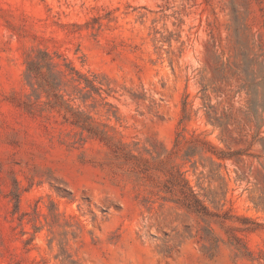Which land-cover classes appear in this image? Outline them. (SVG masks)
Masks as SVG:
<instances>
[{
  "label": "rangeland",
  "instance_id": "obj_1",
  "mask_svg": "<svg viewBox=\"0 0 264 264\" xmlns=\"http://www.w3.org/2000/svg\"><path fill=\"white\" fill-rule=\"evenodd\" d=\"M232 234L264 249V0H0V264H257Z\"/></svg>",
  "mask_w": 264,
  "mask_h": 264
},
{
  "label": "trees",
  "instance_id": "obj_2",
  "mask_svg": "<svg viewBox=\"0 0 264 264\" xmlns=\"http://www.w3.org/2000/svg\"><path fill=\"white\" fill-rule=\"evenodd\" d=\"M52 65V59L48 52H38L33 59H29L26 62V70H25V78L27 82L34 81L35 85L39 90H44L46 94H52L55 97L57 96L56 89L52 83L49 82V73H51L50 66ZM75 75H79L78 73H74ZM80 76V75H79ZM33 87V85H30ZM90 88L98 91V88L94 87L92 83H90ZM77 113V112H75ZM181 197L178 199V204L181 208L185 209L187 212L198 216L201 219L210 215L207 208L202 204V202L198 199L196 194L185 184V188L183 187L180 191ZM242 224H254L253 222L248 221L247 218L240 219ZM241 232L253 231L254 227H243L237 228ZM205 237L199 236L200 240L207 243V246L203 247L212 250L217 246V239L213 237L211 230L206 228L204 231ZM230 244L234 247L235 251L243 258L249 260L250 262H256L257 264H264V249H259L256 254L253 251L249 250L247 246L244 244L242 238L237 235L232 234Z\"/></svg>",
  "mask_w": 264,
  "mask_h": 264
}]
</instances>
